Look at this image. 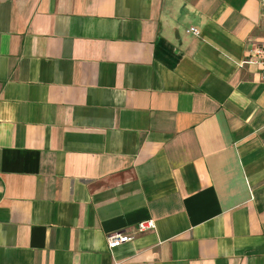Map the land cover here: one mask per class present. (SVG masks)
Returning <instances> with one entry per match:
<instances>
[{"label": "crops", "instance_id": "crops-1", "mask_svg": "<svg viewBox=\"0 0 264 264\" xmlns=\"http://www.w3.org/2000/svg\"><path fill=\"white\" fill-rule=\"evenodd\" d=\"M263 43L261 0H0V264H264Z\"/></svg>", "mask_w": 264, "mask_h": 264}, {"label": "built area", "instance_id": "built-area-1", "mask_svg": "<svg viewBox=\"0 0 264 264\" xmlns=\"http://www.w3.org/2000/svg\"><path fill=\"white\" fill-rule=\"evenodd\" d=\"M261 8H262V18L264 19V0H261ZM190 31L197 35H199L200 33V31L195 27H191ZM244 63L257 64L261 66L264 77V43L252 48L250 50V55L246 60H244ZM155 229H156V222L154 219H147L141 221L137 225V231L139 232H145L148 230H155ZM132 238L133 237L129 234H124L120 232L114 233L108 236V244L111 248H113L123 242L130 241Z\"/></svg>", "mask_w": 264, "mask_h": 264}]
</instances>
